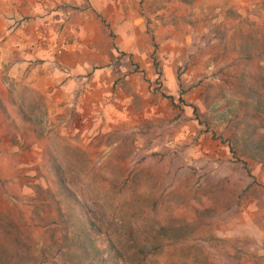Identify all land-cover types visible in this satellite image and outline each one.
I'll list each match as a JSON object with an SVG mask.
<instances>
[{
    "label": "rangeland",
    "instance_id": "374dc122",
    "mask_svg": "<svg viewBox=\"0 0 264 264\" xmlns=\"http://www.w3.org/2000/svg\"><path fill=\"white\" fill-rule=\"evenodd\" d=\"M17 1L0 0V264H89L84 207L109 264L129 227L182 222L155 264H264V162L234 156L228 120L244 75L264 100V0Z\"/></svg>",
    "mask_w": 264,
    "mask_h": 264
},
{
    "label": "trees",
    "instance_id": "16d2710c",
    "mask_svg": "<svg viewBox=\"0 0 264 264\" xmlns=\"http://www.w3.org/2000/svg\"><path fill=\"white\" fill-rule=\"evenodd\" d=\"M256 55L262 57L264 54L258 52ZM245 60L254 61L253 50H248ZM242 80L243 90L247 88L251 90V94H249V99L244 103L246 104L244 114H235L234 118L228 119L231 131L229 146L234 156L239 155L242 158L247 157L258 162H264V133H261V130L264 129V100L262 99L260 90L254 89L251 86V82L247 75H244ZM223 94L225 95V92H223ZM238 94L242 93L238 91ZM210 127L211 125L209 123V128ZM67 149H69V147ZM77 152L76 150H73V152L70 150V154L76 159V162H73V164L75 163V166H77L75 168L78 174H85V167L82 160H78L76 156ZM63 157L65 159L68 158L66 154H63ZM66 167H68V165L66 166L63 164L55 167L56 182L63 190L68 191V193L71 194L70 197L73 198L74 194L72 193L73 190L70 179L66 173ZM82 215L80 221L84 220V224L82 225L81 231L80 226L79 233L75 237V240L81 241L79 249L84 253V256L86 255L87 260L91 261L89 264H109V260H104L105 252L101 251L92 239L93 234L103 232L105 225L98 223L97 215L90 207H84ZM65 216L68 217V222L70 224L73 214L67 213ZM73 226L76 227V223L73 224ZM193 228L192 222H182L178 226L160 223L159 235L154 237V241H151L149 239L139 238L138 235L140 232L132 230L129 227L124 233H119L117 238H112L111 240V249L114 253L113 264H155L156 259L162 255L165 248L163 243L169 239L172 240V242L173 240L175 242L188 240V237L194 234ZM66 252L71 253V247H69ZM90 252L91 256L89 255ZM191 262L192 261H190V263ZM195 262L196 260L192 263Z\"/></svg>",
    "mask_w": 264,
    "mask_h": 264
},
{
    "label": "crops",
    "instance_id": "0c3cea01",
    "mask_svg": "<svg viewBox=\"0 0 264 264\" xmlns=\"http://www.w3.org/2000/svg\"><path fill=\"white\" fill-rule=\"evenodd\" d=\"M19 2H21V0H18ZM17 1V2H18ZM23 1V0H22ZM4 8L2 9L3 10V12L5 13V14H7V12H10V10H9V6H12V2H7V1H5L4 3ZM17 11V10H16ZM11 13V12H10ZM19 12L17 11V13L16 14H18ZM1 15V14H0Z\"/></svg>",
    "mask_w": 264,
    "mask_h": 264
}]
</instances>
